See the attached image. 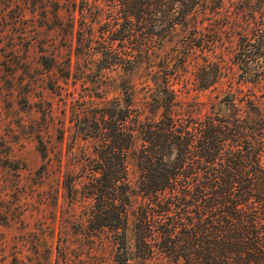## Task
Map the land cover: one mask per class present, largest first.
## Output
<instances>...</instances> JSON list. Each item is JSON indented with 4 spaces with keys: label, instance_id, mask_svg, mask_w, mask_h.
Returning <instances> with one entry per match:
<instances>
[{
    "label": "trees",
    "instance_id": "obj_1",
    "mask_svg": "<svg viewBox=\"0 0 264 264\" xmlns=\"http://www.w3.org/2000/svg\"><path fill=\"white\" fill-rule=\"evenodd\" d=\"M100 1L115 18L96 50L100 68L126 77L117 96L94 106L84 96L78 111L82 143L65 172L88 203L75 221L80 255L66 240L56 264H92L98 248L114 264H264V92L229 88V113L203 116L181 97L194 48L261 33L264 0ZM201 57L194 87L214 89L222 65Z\"/></svg>",
    "mask_w": 264,
    "mask_h": 264
},
{
    "label": "rangeland",
    "instance_id": "obj_2",
    "mask_svg": "<svg viewBox=\"0 0 264 264\" xmlns=\"http://www.w3.org/2000/svg\"><path fill=\"white\" fill-rule=\"evenodd\" d=\"M114 21L100 0H0V264H56L66 240L71 256L80 255L75 221L88 201L78 181L68 191L65 171L79 155L75 121L84 96L90 106L98 96L112 99L126 77L121 67L100 68L96 55ZM261 29L244 38L226 33L214 52L194 48L181 93L188 107H200V116L228 114L229 88L264 92V24ZM204 54L219 60L224 77L200 91L191 72ZM97 252L104 255H94L92 264H114L106 249Z\"/></svg>",
    "mask_w": 264,
    "mask_h": 264
}]
</instances>
